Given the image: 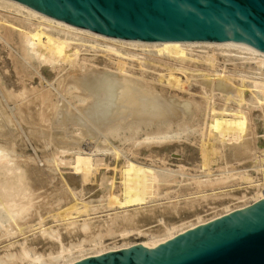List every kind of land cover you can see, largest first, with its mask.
Listing matches in <instances>:
<instances>
[{"label": "bare ground", "instance_id": "obj_1", "mask_svg": "<svg viewBox=\"0 0 264 264\" xmlns=\"http://www.w3.org/2000/svg\"><path fill=\"white\" fill-rule=\"evenodd\" d=\"M0 41L22 83L0 67V240H8L0 264H75L153 248L264 199V54L108 38L14 0H0ZM34 73L40 83L30 86ZM197 135L199 156L179 142ZM178 144L180 159L200 171L166 161ZM231 159L249 162L231 168ZM187 177L201 194L186 197L182 186L185 197L175 193L185 200L171 201L172 188L161 191L168 202L155 203L162 183ZM209 196L213 211L193 209ZM44 210L63 227L47 226Z\"/></svg>", "mask_w": 264, "mask_h": 264}, {"label": "water", "instance_id": "obj_2", "mask_svg": "<svg viewBox=\"0 0 264 264\" xmlns=\"http://www.w3.org/2000/svg\"><path fill=\"white\" fill-rule=\"evenodd\" d=\"M85 32L144 43H217L264 54V0H14ZM75 264H264V199L153 248Z\"/></svg>", "mask_w": 264, "mask_h": 264}, {"label": "rangeland", "instance_id": "obj_3", "mask_svg": "<svg viewBox=\"0 0 264 264\" xmlns=\"http://www.w3.org/2000/svg\"><path fill=\"white\" fill-rule=\"evenodd\" d=\"M4 47H5V48H4ZM8 50H9L8 47L6 48V46H4V45L2 46V42L0 41V62H3V60H4V63H2L3 66H2L1 63H0V67L3 68L2 71L4 72L5 75L10 74V75H9V76H11L10 79L13 80V81H12V80H10V81H12L13 84L15 83V85H17L16 82L18 81L19 83H18V82H17V83H18V85H19L20 82H21V79L19 80V78H21V77H20L21 73H19V75H18V73H16V71H15L14 73H12L15 69L11 67V66H13V61H11V60H12V56H10V55H11V52H10V50H9V52H10V54H9ZM7 52H8V54H7ZM88 53H91V51H89ZM91 54H92V53H91ZM99 55H100V53H99ZM7 58H8V59H7ZM9 58H10L11 60H10ZM5 60H7V61H5ZM8 60H10L11 62L8 61ZM220 61H221V59H220ZM7 62H8L9 64L12 63V64L10 65V67H9V65H8ZM5 65H6V67L4 68ZM7 65H8V67H7ZM7 68H8V69H7ZM5 69H6V71H7V74H6ZM9 70H10V71H9ZM49 70L52 72V70H51L50 68H49ZM8 72H10V73H8ZM11 73H12V74H11ZM52 73H54V72H52ZM14 74H15V75H14ZM16 74H17L19 77H17ZM34 74H35V73H34ZM34 74H32V75H29V74L26 75V76H25V77H26V80H25L26 82H25V83H29V85H30V84H31V85H33V84H34V85H37V83L39 84V83H40V82H39V81H40L39 76L37 75V73L35 74V76H33ZM13 75L16 76V77L14 78ZM7 76H8V75H7ZM28 76H30V77H28ZM31 76H32L33 79L31 78ZM27 77H28V79H29V78L31 79V80L29 79L30 82H28L29 80L27 81ZM35 77L38 78L39 80L36 79ZM53 78H54V77H53ZM14 79H15V80H14ZM16 79H17V80H16ZM24 79H25V78H24ZM36 80H38V81H36ZM14 81H15V82H14ZM32 81H33V83H32ZM35 82H36V83H35ZM21 84H22V83H21ZM21 84H20V85H21ZM185 84L187 85L188 83L185 82ZM195 84H196V83H194V82L191 81V82H189V84L187 85L188 88L190 87L189 90H190L193 94H194V93H195V94L197 93V91H195V88H196V87L194 86ZM18 85H17V86H18ZM31 85H30V86H31ZM189 85H191V86H189ZM192 85L194 86L193 89H192L193 91L191 90ZM196 86H197V85H196ZM196 95H198V96H197V100H200V98H201V97H200V96H201L200 93L198 92ZM199 95H200V96H199ZM198 97H200V98H198ZM217 104H218V105L220 104L219 106H221L222 103L218 101ZM196 138H197V139H196ZM179 142L184 143V144H187V143H185V142H188L187 145H190V146H192L193 148H195V152H196V154H197L196 156H199V153H200V150H199V149H200L201 141H200V138L198 137V135L195 136V138H194L192 141H188V140H184V141H183V140H181V141H179ZM179 142L177 141V143H179ZM181 143H180V144H181ZM180 144H178V145L180 146ZM180 147H181V146H180ZM180 147L178 148V146H177V147L174 148V150L172 149L170 152H168L167 154H169V155H167L168 157L166 158V161H169V162L172 164V166H174V164H176V162H177L176 165L181 164V163L186 164L187 166L191 167V169L193 168L192 172L190 171V168H189V171H188L189 173H195V172L200 171V169L197 170L198 168H197L196 166L193 167L194 164L196 165V162H193V163L190 165V164H189L190 161H186L187 163H185V161H184L183 159H180V158H183V154H185V152H186V151H184V150L182 149V147H181V148H180ZM176 148H177V149H176ZM182 151H183V154L181 153ZM171 152H172V153H171ZM170 153H171V154H170ZM173 153H174V154H173ZM187 153H189V152H187ZM180 154H181V155H180ZM170 155H172V156H170ZM169 156H170V158H169ZM141 157H142V158L145 157V154L141 155ZM145 158L149 160L148 157H145ZM145 158H143V159L145 160ZM168 159H169V160H168ZM178 159H180V160H182V161L180 162V160H178ZM237 160H239V159H235V161H233V160L231 159V161L229 160V162H228L227 164H225V165H228V166H230L231 168H233L234 165H235V167H242V166H241L242 163H243V164H247V163L249 162L248 160L244 162V160H246V159H240L239 162H238ZM179 162H180V163H179ZM236 164H238V165L241 164V165H240V166H238V165L236 166ZM176 165H175L174 167H177ZM232 165H233V166H232ZM223 166H224V164H223ZM247 166H248V165H247ZM250 166H251V165H249L247 168H250ZM63 167H64V166H63ZM67 167H68V166L65 167V170H64V168H62V169L65 171V173H66L67 171L70 170V169H67V171H66V168H67ZM213 167H214L215 169H217V168H216L217 165H216V167H215V164H214V165L212 166V168H213ZM68 168H69V167H68ZM195 168H196L197 171H195ZM214 168H213V169H214ZM215 169H214V170H215ZM63 170H62V171H63ZM64 171H63V172H64ZM194 171H195V172H194ZM69 173H71V171H69L68 174H69ZM185 178H186V177H185ZM55 180H57V178L54 179V182H56ZM187 181H189V182H187ZM239 181H240V180L237 179V180H235V181L233 182V183L237 182V184H235V186L246 184V183H243V182H241V181L239 182ZM183 182H186V183L183 184ZM166 183H167L168 185L166 184L165 186H166V187H167V186L170 187L169 190H168V187L166 188V187L164 186L165 183H162L163 185H161V187L159 188V190H160L159 192H161V191L163 192V191L166 190L165 192L168 191L167 193H169V191L173 188L172 190L174 191V193L172 194L173 191L170 192V193H171V198H173V199H171V201L174 200V202H175V199H176V200L178 199V200H180V201L185 200V199H183V198H184L185 195H186V194H185V193H186V190H187V193H188V191H189L188 194H190L191 196H192L193 192H195V195L201 194V192L198 193V191H197L199 188L191 182V183L194 185V186H193V185L190 183V179H188V177H187V179H184V181H182L181 184H183V185H179L180 183H176V182H175V183H174V182H172V183L169 182L171 185L178 184L177 186L174 185V186L171 187V185H170L168 182H166ZM173 183H174V184H173ZM228 183H229V182H228ZM228 183H226V184H228ZM229 184H231V182H230ZM229 184H228V186H226L225 188L223 187V189L226 190L227 187H228V188L233 187V186H229ZM169 185H170V186H169ZM189 185H190V186H189ZM45 186H47V187L45 188ZM45 186L42 188V190H43V189H44V190L46 189V191L48 192L49 189H50V186H49V185H45ZM163 186L165 187L164 189H163ZM178 186H180V188H177ZM182 186H185L186 189H185L184 187H182ZM187 186H188V187H187ZM48 187H49V189H48ZM181 187L183 188V190H182ZM196 187L198 188L197 190H196ZM175 188H176V190H174ZM192 188H194V189H192ZM180 189H181L182 191L185 190V192H183L185 195L181 192ZM177 190H180V191H177ZM193 190H194V191H193ZM219 190H220V189H219ZM92 191H93V190H92ZM92 191H90V192H88L87 194H85V197L88 196V197H86L87 199H89L90 196L93 194L94 191H93V192H92ZM191 191H193V192H191ZM162 192L159 194L160 197H161V196L163 197V195H162L163 193H162ZM165 192H164V193H165ZM175 192H177V194H179V193L181 194V193H182L181 196H183V198H182L180 195L178 196ZM208 192H210V191H207L206 193H208ZM90 193H91V194H90ZM197 193H198V194H197ZM202 193H203V192H202ZM174 194L177 195V198H176V196H175ZM188 194L186 195V197L190 196V195H188ZM89 195H90V196H89ZM173 195H174L175 198L173 197ZM193 195H194V194H193ZM195 195H194V196H195ZM160 197H159V198H160ZM162 197H161L160 199H162ZM178 197H179V198H178ZM209 197H211V196H209ZM211 198H212V197H211ZM211 198H210V199H208L207 197H206V198H203L202 202L200 201V203H202V205H203L202 207H201V204H200V203H197V202L193 201V202L197 203V204L194 203V204L197 205V206L194 205V208H193V209H195V207H196V209H197V208H198V209L200 208L201 210H203V208H204L205 210L208 209V208L211 207V205H212V204H211V205L209 206V202L212 201V202L216 203L215 200H214L213 198H212V199H211ZM90 199H92V197H91ZM201 199H202V198H200V200H201ZM205 199L208 201V203H207V201H206ZM165 200L167 201V200H170V199H168V198H166V199L163 198L161 201H160V200L155 201V203H159V202H161V203H166ZM162 201H163V202H162ZM197 201L199 202V199H198ZM167 202H168V201H167ZM203 203H205V204H203ZM206 203H207V204H206ZM199 204H200V205H199ZM180 206H183V203L180 204ZM205 206H207V208H206ZM208 206H209V207H208ZM54 207H55V206H54ZM54 207H53V208H54ZM52 210H53V211L55 210V211L53 212L54 215H55V213L57 212L56 210H58V206H56V207H55L54 209H52ZM52 210H51L50 213H49V212H48V213H49V214H53V213H52ZM100 210H103V208L100 209ZM104 210H106V209L104 208ZM116 210H120V209H116ZM208 210H209V211H206L207 213H210V211H213V209H208ZM60 211H61V210H60ZM60 211L58 210V212H60ZM108 212H109V211H108ZM110 212H113V211L111 210ZM206 212L204 211L203 213L206 214ZM44 213H46V214H48V213L45 212V210L43 211V219L45 220V223H46L47 226H49V225H51V224L54 225L55 222H56L55 224H57V222H58L59 225H60V224L62 225V226H60V227H63V224H62V223H64L65 221H64V222L61 221L62 223L59 222V221H55V222H54V218L52 217L53 215H52V216L49 215V214H48V215H45ZM101 213H102V214H105L106 212H100V213H98V214L100 215ZM56 214H57V213H56ZM44 215H45V216H44ZM180 215H184V212H183V213H180V212H179V213H175L174 217H179ZM31 219H32V220H31L32 222L37 221L35 217H33V218H31ZM33 219H34V221H33ZM57 225H58V224H57ZM63 229H64V228H63ZM63 229H62V231H63ZM26 234H32V231H30V232H28V233H26ZM107 236H108V235H107ZM107 236H105L106 239H105V237H104L105 243H110L111 241H113L114 237H112V236H108V237H107ZM20 237H21V236H20ZM16 238L18 239L19 237H16ZM16 238L14 237V238H12V239L16 240ZM112 238H113V239H112ZM111 239H112V240H111ZM3 240H4V241H3ZM0 241H1V242H0V247H1L3 244H6V243L8 242V240L5 241V239H2V240H0ZM5 242H6V243H5ZM39 246H40V245H39ZM46 246H49V244L46 245Z\"/></svg>", "mask_w": 264, "mask_h": 264}]
</instances>
